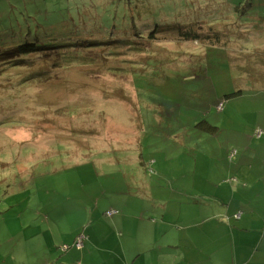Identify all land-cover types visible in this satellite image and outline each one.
I'll list each match as a JSON object with an SVG mask.
<instances>
[{"label":"rangeland","instance_id":"obj_1","mask_svg":"<svg viewBox=\"0 0 264 264\" xmlns=\"http://www.w3.org/2000/svg\"><path fill=\"white\" fill-rule=\"evenodd\" d=\"M134 1L0 0V264H82L75 240L88 238L118 202L132 200L131 187L174 183L172 171L185 170L186 160L175 157L195 152L191 144L206 136L197 124L220 122L214 96L228 95L233 113L250 104L238 90L246 87L244 73L262 71L264 37L244 38V28L225 23L246 17L230 11L236 0L139 3L142 15L171 24L234 29L222 49L176 40L127 51L137 39L123 37L116 49L80 51L114 39L112 28L93 31L95 9L108 8L110 17L119 8L128 23L140 17ZM253 2L264 14V1ZM25 43L45 48L29 65L14 52ZM233 113L226 120L244 119ZM138 155L144 165L166 155L165 169L173 170L155 175L156 167L135 164Z\"/></svg>","mask_w":264,"mask_h":264},{"label":"crops","instance_id":"obj_2","mask_svg":"<svg viewBox=\"0 0 264 264\" xmlns=\"http://www.w3.org/2000/svg\"><path fill=\"white\" fill-rule=\"evenodd\" d=\"M263 57L262 71L243 74L246 87L238 95L250 104L216 111L220 122L209 123L217 129L191 144L195 152L175 157L186 160L184 171H166V155L163 162L148 159L155 175L172 171L174 183L131 187L132 200L96 219L76 249L82 264H264ZM213 98L215 108L220 100ZM226 112L244 119L228 121ZM131 159L147 167L141 156Z\"/></svg>","mask_w":264,"mask_h":264},{"label":"trees","instance_id":"obj_3","mask_svg":"<svg viewBox=\"0 0 264 264\" xmlns=\"http://www.w3.org/2000/svg\"><path fill=\"white\" fill-rule=\"evenodd\" d=\"M113 1V0H112ZM142 0H135L134 2L130 3V4H136L135 5V14H138L137 18L136 16H130L132 19V22H126V21H122L124 20V17L127 16V14H123L121 9H117L116 7L115 10L113 11V14L111 13L110 17L107 16L106 12L108 10V8H106L105 10H101L98 11L96 10L97 16L94 18L95 20H90L89 22H93L94 23V27L95 29L93 31H98L99 33H104L107 34L109 33L110 28H112V32H114V39H110L109 41H105L103 42L102 39H97L96 41H92L90 42V44L86 47H84L83 49H80V51H83L84 54H86L87 52H93L94 54L96 53V50L98 51L99 48L101 47H97L94 49H90L89 47H96V46H101V45H110V48L112 49H116V46H114V43H121L123 44L124 40L123 37H133L135 39H137V41L131 44V46H129L127 48V51H132V50H138V51H144L145 49H139V47H135L134 45H144L145 47H147L148 45H151L152 43H158L160 41L162 42H167V41H171V42H175L176 40L180 41V42H185V43H190V42H196V43H201L203 46H205L206 48L209 49H222L223 47L226 46V43L229 40V36H231L229 33V31H231L233 33L234 29H231L230 27H219V26H215L213 24H209L210 28L207 29V31H205V28H207L205 26L204 23H200V22H195L194 24H186L185 22H182L181 24L178 23H169V21H164L161 20L159 16H154L151 17L149 14L147 15H142V14H146V9H140V5L139 3ZM244 1V2H243ZM264 1V0H263ZM118 2V1H115ZM232 7L230 8V11L234 10L235 12H239V11H244L247 12L246 13V17H244V19H242L243 17L241 16H235L233 23H228V21H230L227 18V21H225V23L227 24H234L236 25V29H240V28H244V38H246L245 36L247 35V37H252L255 36L256 38L259 37H264L263 33L264 32V14L262 13V11H256L253 10V5L254 2L253 0H236L235 2H232ZM139 5V6H138ZM231 5V3H230ZM229 5V6H230ZM117 10H120V14H116ZM229 10V7H228ZM143 17V18H141ZM92 19V18H91ZM226 18H224L225 20ZM224 20H221V22H223ZM122 22H125V24H122ZM215 26V27H214ZM231 29V30H230ZM33 36H29V39H33ZM41 39V38H40ZM146 40V45L143 42H139L138 40ZM130 41V40H129ZM86 40H84L82 42V44H85ZM130 43V42H128ZM264 43V42H263ZM81 44V42H80ZM49 44H47L48 46ZM46 46V47H47ZM61 46H58L57 48H55V50H62ZM45 48L41 45H34L32 43H25L23 46L18 47L17 49H14V52H16L18 54V56L22 57V63H25L26 65H29L31 63H33L34 58L37 57V54L42 52ZM54 48L49 47L48 50H51ZM109 49V47H108ZM105 49V50H108ZM208 49V50H209ZM104 52H102L103 54ZM52 54H56V53H51ZM92 54V53H91ZM105 54V53H104ZM115 55L114 57L116 58L118 54H113ZM126 55V53H125ZM109 56V55H107ZM28 61V62H26ZM6 65H10V63L6 62ZM37 70H34V74ZM238 94H240L239 90H238ZM228 97V95H226ZM227 97H219V103L216 106L217 111H223L225 106L227 105ZM219 104H222L221 108L219 109L218 106ZM198 127L200 129H202L204 132L211 134L213 133L217 127L215 125H211V123H209V119H205L203 121H201L200 123L197 124ZM204 135V134H203ZM232 155V154H231ZM149 174H152V172H150ZM84 237V236H83ZM76 242V240H75ZM74 248H77L75 243H74ZM69 251V249L64 248V252L67 253Z\"/></svg>","mask_w":264,"mask_h":264},{"label":"built area","instance_id":"obj_4","mask_svg":"<svg viewBox=\"0 0 264 264\" xmlns=\"http://www.w3.org/2000/svg\"><path fill=\"white\" fill-rule=\"evenodd\" d=\"M221 106H222V104H219L218 108L220 109ZM83 239H84L83 236H80V238L76 240L75 245H76L77 248L82 246Z\"/></svg>","mask_w":264,"mask_h":264},{"label":"bare ground","instance_id":"obj_5","mask_svg":"<svg viewBox=\"0 0 264 264\" xmlns=\"http://www.w3.org/2000/svg\"><path fill=\"white\" fill-rule=\"evenodd\" d=\"M235 152H232V155L234 154Z\"/></svg>","mask_w":264,"mask_h":264}]
</instances>
